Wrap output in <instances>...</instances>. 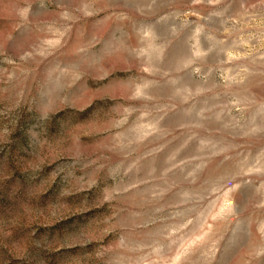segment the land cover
I'll use <instances>...</instances> for the list:
<instances>
[{"label":"rangeland","instance_id":"rangeland-1","mask_svg":"<svg viewBox=\"0 0 264 264\" xmlns=\"http://www.w3.org/2000/svg\"><path fill=\"white\" fill-rule=\"evenodd\" d=\"M0 264H264V0H0Z\"/></svg>","mask_w":264,"mask_h":264}]
</instances>
